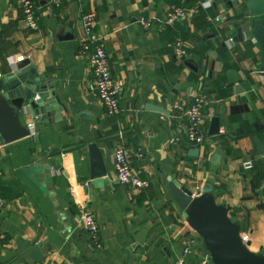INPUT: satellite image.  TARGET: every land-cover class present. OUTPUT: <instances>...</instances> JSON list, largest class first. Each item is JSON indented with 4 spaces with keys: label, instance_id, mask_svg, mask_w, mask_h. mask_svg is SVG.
<instances>
[{
    "label": "crops",
    "instance_id": "0c3cea01",
    "mask_svg": "<svg viewBox=\"0 0 264 264\" xmlns=\"http://www.w3.org/2000/svg\"><path fill=\"white\" fill-rule=\"evenodd\" d=\"M246 1L62 0L52 6L33 0L34 7L23 12L20 0H0L6 96L0 94V113H15L8 100L26 89V73L17 68L24 62L46 88L53 87L55 97L45 124L28 113L19 124H34L29 136L0 145V264H176L194 235L200 242L187 260L196 264L208 252L174 204L167 177L195 197L210 185L215 205L225 207L240 238L248 236L246 249L264 256V155L254 143L264 146V73L258 72L263 58L249 31L255 18ZM175 7H183L186 16L166 24ZM89 13L96 16L94 32L121 86L116 116L106 114L87 59L77 53L85 41L80 18ZM142 19L150 23L147 29ZM240 27L243 43L234 41ZM178 39L189 45L187 56L175 55L171 44ZM238 77L242 89L236 93L228 82ZM216 82L221 84L212 92ZM200 93L209 96L206 141L195 148L185 137L186 120L173 107L189 105ZM215 129L217 135L210 136ZM90 145L102 157L103 185L90 179ZM120 146L148 189L118 183L113 154ZM218 149L222 155L215 164ZM247 161L249 171L242 168ZM78 201L87 202L99 224L100 250L78 226ZM34 247L42 260L32 257Z\"/></svg>",
    "mask_w": 264,
    "mask_h": 264
},
{
    "label": "water",
    "instance_id": "95a60500",
    "mask_svg": "<svg viewBox=\"0 0 264 264\" xmlns=\"http://www.w3.org/2000/svg\"><path fill=\"white\" fill-rule=\"evenodd\" d=\"M249 17L255 18L251 32L252 40L257 44L262 54V64L258 68L259 73H264V1L263 0H247L245 2ZM234 41L243 43V28L240 27L236 31ZM25 75L23 89L20 98H12L8 100L10 106L15 109L14 114H10L9 110L0 113V145L8 144L13 141L28 137L30 132L28 125L21 126L19 123L26 118L28 113L38 125L46 123L48 113L53 114L55 110V97L53 87L44 85L43 78L34 76V68L29 66V62L17 65ZM241 78H235L228 82V86H234L236 93L242 89L240 84ZM244 92V90H242ZM0 94L6 98L4 94V80L0 79ZM51 104L50 108L45 103ZM151 111L164 113L163 110L156 106L147 105ZM37 111V112H36ZM45 116L46 118H43ZM48 121V120H47ZM217 129L209 132L210 136H216ZM257 154L264 155V146L254 139ZM90 161V179L98 185H103L106 177V170L103 166L101 154L96 145H90L89 148ZM198 151L193 150L191 155L197 156ZM222 152L218 149L213 158L212 163L218 164ZM169 193L174 204L183 213L184 218L193 229L201 237L202 246L210 255L212 264H264V256L250 253L239 236V226L230 221L227 217L224 206H216L214 196L210 185L206 186L202 195L195 197L186 188L180 185L177 180L166 178ZM141 236V235H140ZM34 253V254H33ZM32 257L35 260H42V256L38 254L36 247L32 248Z\"/></svg>",
    "mask_w": 264,
    "mask_h": 264
},
{
    "label": "built area",
    "instance_id": "2783aa9c",
    "mask_svg": "<svg viewBox=\"0 0 264 264\" xmlns=\"http://www.w3.org/2000/svg\"><path fill=\"white\" fill-rule=\"evenodd\" d=\"M52 6H58L62 0H47ZM20 5L23 12L30 11L34 5L33 0H20ZM186 16V10L183 7H175L170 10L165 18L166 24H175ZM95 14L89 13L82 15L80 18V24L85 34V41L80 43L78 49V56L80 58L87 59L88 65L93 72L94 76V87L97 94V99L104 108L108 116H116L119 109V94L121 92V86L118 82L113 80L108 56L105 52L104 45L100 38L94 32L95 25ZM141 24L144 28H148L150 23L145 20H141ZM232 43V41L230 40ZM174 49L176 56L184 57L188 54L189 45L181 39H178L171 44ZM22 57L18 58L17 61H21ZM209 102V96L205 93H200L193 97L192 102L189 105L179 103L174 105L176 116L184 118L187 123L186 129V140L189 144L195 148H201L205 141L204 131V109ZM34 124L28 125V130L32 129ZM1 164V158H0ZM113 164L118 183L122 186L132 188L133 190L140 191L149 188L150 183L142 180L138 177L137 173L133 170L129 157L125 149L120 146L113 154ZM243 170L249 171L252 169V163L250 161L242 164ZM1 173V168H0ZM90 182H84L83 188H88ZM70 193L75 197V191L73 188L70 189ZM77 216L76 220L78 226L82 227L87 233V236L93 247L100 250V227L99 224L91 213V210L87 206L86 201L76 202ZM242 241L248 240V236H243ZM188 242L185 244L182 250V256L177 260L176 264H189L187 255L194 246L199 244V239L196 235L188 236ZM2 245V238L0 236V246ZM210 257L208 253L196 263V264H209Z\"/></svg>",
    "mask_w": 264,
    "mask_h": 264
},
{
    "label": "trees",
    "instance_id": "16d2710c",
    "mask_svg": "<svg viewBox=\"0 0 264 264\" xmlns=\"http://www.w3.org/2000/svg\"><path fill=\"white\" fill-rule=\"evenodd\" d=\"M249 47V46H248ZM221 82H216L213 84V89H212V92H217L218 91V87L220 86ZM253 168V166H252Z\"/></svg>",
    "mask_w": 264,
    "mask_h": 264
}]
</instances>
